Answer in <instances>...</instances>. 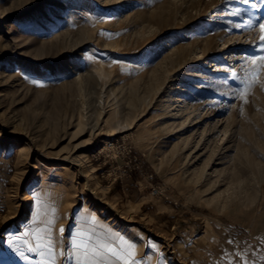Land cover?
Instances as JSON below:
<instances>
[{"label": "rangeland", "instance_id": "374dc122", "mask_svg": "<svg viewBox=\"0 0 264 264\" xmlns=\"http://www.w3.org/2000/svg\"><path fill=\"white\" fill-rule=\"evenodd\" d=\"M261 23L264 0H0V264H46L48 220L55 264L80 232L264 264V69L246 103L230 74Z\"/></svg>", "mask_w": 264, "mask_h": 264}, {"label": "snow or ice", "instance_id": "6c2138e0", "mask_svg": "<svg viewBox=\"0 0 264 264\" xmlns=\"http://www.w3.org/2000/svg\"><path fill=\"white\" fill-rule=\"evenodd\" d=\"M249 0H244V3H248ZM260 29V40L262 43L259 45L260 53H264V23L259 25ZM239 64V62H238ZM240 71L243 73L242 76H238L235 69L231 70V77L236 79L241 85V88L233 90V96L236 99H241L243 102H247L244 98L245 90H250L259 83L258 76L260 70L264 69V54L260 55H250L244 58V63L239 64ZM264 88V84H261ZM92 223H95L96 218H90ZM53 220H48V229L38 230L44 231L43 236L39 235L38 232L33 233L35 244L29 245L28 240H24L25 245H29L28 250L31 252H36L41 255L48 257L46 264H55L57 257V247L58 242L53 240L51 233V225ZM60 233L63 235L65 230L61 228ZM24 236L28 235L25 231ZM78 237H85L83 239H78ZM15 240L22 239V237H13ZM117 239L120 241L119 247L115 246L113 243H93L92 235L84 232L74 233L66 243L69 245L67 252L60 251V256L67 255L69 258H73L76 264H102L105 257H110L114 264H141L140 260H137L135 249L137 245L129 241L123 236H118ZM232 243V241H229ZM151 247V245H149ZM23 256V253H21Z\"/></svg>", "mask_w": 264, "mask_h": 264}, {"label": "built area", "instance_id": "2783aa9c", "mask_svg": "<svg viewBox=\"0 0 264 264\" xmlns=\"http://www.w3.org/2000/svg\"><path fill=\"white\" fill-rule=\"evenodd\" d=\"M113 145V142L112 141H108L107 143H105L104 145H103V147H101V149H106V148H109V147H111ZM100 149V150H101ZM158 189L157 188H153V193H158Z\"/></svg>", "mask_w": 264, "mask_h": 264}, {"label": "bare ground", "instance_id": "6f19581e", "mask_svg": "<svg viewBox=\"0 0 264 264\" xmlns=\"http://www.w3.org/2000/svg\"><path fill=\"white\" fill-rule=\"evenodd\" d=\"M219 19H216L214 22H218ZM26 193H30V191L26 190Z\"/></svg>", "mask_w": 264, "mask_h": 264}]
</instances>
